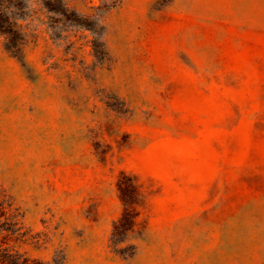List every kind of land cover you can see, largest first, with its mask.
<instances>
[{"label":"rangeland","instance_id":"obj_1","mask_svg":"<svg viewBox=\"0 0 264 264\" xmlns=\"http://www.w3.org/2000/svg\"><path fill=\"white\" fill-rule=\"evenodd\" d=\"M0 16L20 43L0 33V248L264 264V0H0Z\"/></svg>","mask_w":264,"mask_h":264},{"label":"trees","instance_id":"obj_2","mask_svg":"<svg viewBox=\"0 0 264 264\" xmlns=\"http://www.w3.org/2000/svg\"><path fill=\"white\" fill-rule=\"evenodd\" d=\"M0 33L5 35L9 40L6 47L14 52L15 54L20 49V43L16 41V37L19 34L17 30L14 29V26H6L2 21L0 16ZM15 40V41H14ZM22 256L19 253L12 252L10 248H0V264H23Z\"/></svg>","mask_w":264,"mask_h":264}]
</instances>
